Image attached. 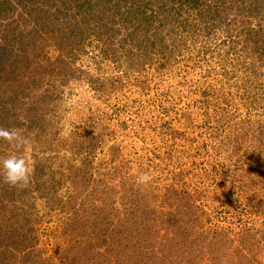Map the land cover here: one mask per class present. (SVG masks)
I'll list each match as a JSON object with an SVG mask.
<instances>
[{
  "label": "rangeland",
  "instance_id": "rangeland-1",
  "mask_svg": "<svg viewBox=\"0 0 264 264\" xmlns=\"http://www.w3.org/2000/svg\"><path fill=\"white\" fill-rule=\"evenodd\" d=\"M5 1L2 45L11 16L24 39L61 6ZM192 17L152 52L108 19L81 40L28 44L21 79L0 64V127L28 139L0 141V156L32 169L25 188L0 180V264H264V57Z\"/></svg>",
  "mask_w": 264,
  "mask_h": 264
},
{
  "label": "trees",
  "instance_id": "trees-1",
  "mask_svg": "<svg viewBox=\"0 0 264 264\" xmlns=\"http://www.w3.org/2000/svg\"><path fill=\"white\" fill-rule=\"evenodd\" d=\"M60 1L61 6L57 7L58 12L53 16H43L39 13L34 15V23H36L34 31H27L23 35L24 39L20 38L23 31L19 26H13L16 21L11 18L12 16L10 17L11 20L7 22L5 28L7 32L1 36L5 41L3 45L0 43V64L1 67L9 66L6 70L12 78L21 79L25 74L22 66L27 67L31 62L30 57L23 52L28 44L42 43L50 39L73 42L72 40L76 41L80 37L81 40L86 32L90 33L98 27L103 30L108 19L111 20L113 29L119 23L116 27L119 28L117 31L119 35L121 34V39L129 40L131 42L129 44L137 49L144 46L142 53H146L148 49L150 52L155 51V45L164 40V30L167 32L168 28L173 29L176 26L184 28V22L185 25L191 23L185 18L190 14L193 16L192 19L195 18L199 22L192 23V28L203 29L209 34L215 28L227 26L237 35H243L244 42L259 60L264 57V0H76L77 2L72 3L77 10L68 9L69 4L65 5L68 0ZM4 9L10 11L13 6ZM190 10L194 12L191 13ZM24 16L22 14L21 18L23 19ZM117 16L120 22H116ZM25 17L26 20L31 21L30 11ZM254 19L256 23L252 26L251 20ZM84 22L88 24L85 30L80 28ZM49 27H52V31ZM108 37L112 39L109 44L115 42L113 35ZM63 46L68 48L65 44ZM35 49L38 51L35 58L38 59L37 56L41 55L42 48L35 47ZM14 51L22 52L28 60H22V57ZM33 64L35 62L32 63V68ZM60 64L63 62L61 61ZM248 69L247 76L255 75L254 66ZM25 76H29V80L32 79L31 72L26 71ZM3 204L1 200L0 205Z\"/></svg>",
  "mask_w": 264,
  "mask_h": 264
},
{
  "label": "clouds",
  "instance_id": "clouds-1",
  "mask_svg": "<svg viewBox=\"0 0 264 264\" xmlns=\"http://www.w3.org/2000/svg\"><path fill=\"white\" fill-rule=\"evenodd\" d=\"M0 141H6L17 150L28 144V139L20 130L0 127ZM32 169L29 166L26 156L19 151H14L5 156H0V180L9 186L25 188L31 182ZM150 177L148 174H141L138 182L146 183Z\"/></svg>",
  "mask_w": 264,
  "mask_h": 264
}]
</instances>
